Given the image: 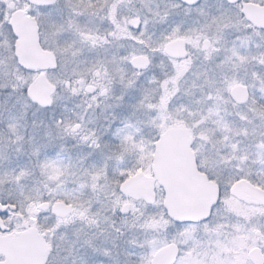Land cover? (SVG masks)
<instances>
[{
  "label": "snow or ice",
  "instance_id": "6c2138e0",
  "mask_svg": "<svg viewBox=\"0 0 264 264\" xmlns=\"http://www.w3.org/2000/svg\"><path fill=\"white\" fill-rule=\"evenodd\" d=\"M0 264H264V0H0Z\"/></svg>",
  "mask_w": 264,
  "mask_h": 264
}]
</instances>
